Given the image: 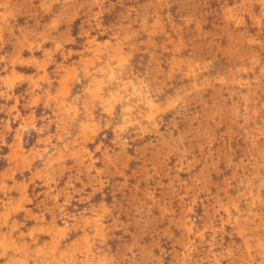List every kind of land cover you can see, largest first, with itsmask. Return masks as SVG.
<instances>
[{
  "label": "clouds",
  "instance_id": "clouds-1",
  "mask_svg": "<svg viewBox=\"0 0 264 264\" xmlns=\"http://www.w3.org/2000/svg\"><path fill=\"white\" fill-rule=\"evenodd\" d=\"M104 3L40 0L43 27L0 56V264H264V39L246 37L224 71L203 57L173 88L180 72L102 27ZM247 11L228 9L233 31ZM145 145L147 184L133 176Z\"/></svg>",
  "mask_w": 264,
  "mask_h": 264
},
{
  "label": "rangeland",
  "instance_id": "rangeland-1",
  "mask_svg": "<svg viewBox=\"0 0 264 264\" xmlns=\"http://www.w3.org/2000/svg\"><path fill=\"white\" fill-rule=\"evenodd\" d=\"M39 3L40 0H0V33L3 34V40L0 41V56L14 58L21 51L18 47V38L23 39L27 36L31 39V34L43 27L46 18L36 7ZM4 4L9 5L7 12L10 14L5 12ZM239 5H244L248 9L243 13L247 23L242 31L236 32L232 30L227 15L228 9L238 8ZM250 17H256L259 24ZM261 17H264V5L258 0H105L101 19L102 27L106 31L116 36L122 35L126 46L132 52L139 53L140 63L154 65L157 73L163 71L161 63L170 66L173 72H180L181 75L174 80L170 75L169 79L172 82L169 86L181 88L186 86L187 77L195 76L191 69L203 57L213 58L214 71H224L225 58L231 62L241 41L249 35H258L264 39V19ZM86 30L87 24H82L81 31ZM66 32L70 34V28H67ZM221 40H226L227 45L222 44ZM216 52L220 55L217 56ZM261 55H264V50H261ZM33 58L40 60L41 54L37 52L35 57H32L27 49L23 50L21 60ZM2 68L4 65L0 64V69ZM15 71L22 76L40 74L36 65H17ZM2 75L4 73L0 72V76ZM27 88L26 84L17 87L21 97L26 95ZM218 96L219 92L211 99L216 100ZM194 104L206 107L207 101L197 98ZM196 115L193 113L192 118ZM0 118H6L5 114L0 113ZM171 126L174 127L175 122ZM186 131H191V119L188 120ZM229 133L231 134V129ZM150 147L152 146L145 145L136 149L139 155L135 159L140 163L133 176L144 184H147L145 154ZM2 167L3 161H0V168ZM164 171H167L166 161ZM114 187L115 190H119L120 185ZM152 190L150 185L144 189L146 193ZM136 191L137 187L129 189L130 196L125 198L129 203L137 201ZM161 196L168 197L169 193L162 192ZM125 246L121 239L118 247Z\"/></svg>",
  "mask_w": 264,
  "mask_h": 264
}]
</instances>
